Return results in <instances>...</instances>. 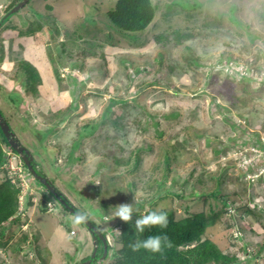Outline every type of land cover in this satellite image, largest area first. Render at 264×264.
<instances>
[{
    "label": "rangeland",
    "instance_id": "rangeland-1",
    "mask_svg": "<svg viewBox=\"0 0 264 264\" xmlns=\"http://www.w3.org/2000/svg\"><path fill=\"white\" fill-rule=\"evenodd\" d=\"M14 1L0 0V16ZM116 1L28 0L0 28V83L13 88L19 58L30 56L41 74L48 108L57 112L69 106L65 121L58 125L61 140L46 138L48 154L41 138L33 135L38 128L44 131L48 117L41 114L48 108L41 107V113L27 96V104H19L31 122L26 125L0 90V110L56 187L110 238L107 257L101 260L99 244L97 254L101 255L94 258V264L98 259L102 264L115 261L120 245L112 238L120 225L113 214L119 204L141 201L146 206L142 215L153 206L172 208L179 217L186 210L209 211L218 202L212 195L215 188L228 197V205L221 207L227 221L209 227L205 236L229 254L240 259L255 255L254 264H264V257L257 255L256 239V234L264 236V147L254 145L257 137L253 135L258 130L264 142V0H153L157 11L148 28L124 38L116 33L115 46H100L101 36L111 34L107 12ZM191 8L193 15H186ZM220 13L221 29L204 27L205 20ZM35 19L46 29L37 36H19L16 27L25 28ZM161 33L168 39H158ZM133 42L138 44L131 47ZM19 46L22 55L15 58L12 51ZM229 56L236 59L240 72L247 75L245 68H250L244 80L230 77L233 59L227 61ZM14 87L16 92L22 90L20 81ZM241 89L246 92L238 95ZM111 98L125 100L114 107L124 122L119 136H103L95 144V138L83 139L84 148L76 151L84 152L81 161L67 163L59 154L77 136V124L96 120ZM171 111L177 115L166 122L168 128L161 136L143 132L147 122ZM228 114L232 118L226 120ZM238 124H245L244 131ZM107 130L109 136L115 132ZM57 144L61 149L54 154ZM136 151L140 164L134 168L131 162ZM8 164L0 169V177L6 173L13 180L18 162L11 163L12 170ZM24 188L20 221L1 227L6 232L0 243H8L11 249H0V264H15L17 256L24 264L89 261L93 240L84 224L75 223L74 216L32 176ZM43 200L54 206L44 207ZM112 226L111 237L108 227ZM24 233L27 238L22 241Z\"/></svg>",
    "mask_w": 264,
    "mask_h": 264
},
{
    "label": "trees",
    "instance_id": "trees-1",
    "mask_svg": "<svg viewBox=\"0 0 264 264\" xmlns=\"http://www.w3.org/2000/svg\"><path fill=\"white\" fill-rule=\"evenodd\" d=\"M18 0L14 1L9 7H12ZM28 2V1H27ZM23 8V7H22ZM7 9V10H8ZM21 10V9H20ZM19 10V11H20ZM19 11L16 13L18 14ZM157 11V5L154 3L153 0H117L114 7L107 12L108 19L110 21L109 29L111 30L110 36L107 35V32L101 36V41H99L98 45H111L115 46L114 41V35L117 33L119 37H123L124 35H132L141 31H144L148 26L152 23V21L155 18ZM191 11H194L193 8L187 12L186 15H193L191 14ZM178 12V11H176ZM14 14V15H16ZM13 15V16H14ZM24 17V16H22ZM9 21V20H8ZM7 21V22H8ZM223 24L222 15L221 13L218 14L214 19H211L210 21L205 20L204 21V27H215L218 29H221V26ZM15 29V28H13ZM46 29L42 25L41 22L38 21V19H35L31 21L28 25H26L25 28L22 27H16V30L18 31V35H35L37 36L40 34V31ZM114 33H113V32ZM143 35V34H142ZM183 34H177L176 39L177 41H181V37ZM158 39L165 40L168 39L165 34L161 33L157 35ZM257 38L258 36H254ZM124 38V37H123ZM101 42V43H100ZM119 44V41L116 42ZM138 44V43H137ZM135 42H133L131 45L136 46ZM129 45V46H130ZM22 47V46H21ZM16 48L12 51V56L17 58L20 57L21 48ZM30 56L26 59L25 57L19 58V61L17 63L16 68L19 69L16 72V81L15 85L20 81L22 90L20 92H16L15 85L13 88H6V82L0 83V90H3L6 92V96L4 97V101L6 100L9 104L13 107V112L18 115L23 123L26 125H29L31 122L29 118L26 116L25 112L20 109L19 104L25 105L27 104V96L30 97L31 101L39 106V109L41 113H44V111L41 110V107H50L47 102L42 97V77L40 72L36 69L35 65L30 61ZM231 58L229 56L227 58ZM157 60V59H155ZM236 59H233V66L231 68V78L233 77H240L239 80H244L246 76H248V73L250 72V68H245L247 75L245 72H240L239 68L235 64ZM122 62L125 65L126 60H122ZM195 66H198V63L195 62ZM140 68H135L136 74L140 73ZM173 70L174 68H170ZM157 80H154L156 82ZM144 84V83H143ZM141 84V85H143ZM140 85V86H141ZM245 90L241 89L240 93L245 94ZM125 100L123 99H110L108 104H106L105 110L99 115L96 120H85L83 122H80L77 124L75 131L77 133V136L70 139V142H66L64 149L62 150V154H59L62 156L67 163L70 162H79L81 161V156L84 152L80 153L76 152L78 148L82 147L84 148V141L83 139L90 138L92 141L94 138L96 139L95 143L100 142L101 137H116L118 135V130L123 125L124 122H120L119 119L120 113H117L114 107H117V105H121ZM231 101L230 103H232ZM238 103V102H237ZM219 104V103H218ZM217 104L218 108H221L223 106H220ZM241 107L243 106L242 103L240 104ZM68 105L63 108V110H58L57 112H52L50 108L44 113L41 114L48 117V122L45 123V129L42 131L41 129H37L33 135L38 139L39 137L41 139L40 143L42 147L44 148L46 154L48 147H46L45 142L46 138L49 134H55L58 132V125L62 124L65 121L66 118V112L68 110ZM76 107V103L74 105ZM224 108V107H223ZM227 110H231V108H227ZM64 111V113L62 112ZM226 111V110H225ZM49 113V115H48ZM222 113V111H221ZM177 114L175 111H171L168 113H163L161 117L158 119L154 117V119L150 122H147L143 127V132L151 131L154 133V135L161 136L162 133L165 132V129L168 128L166 125V122L171 118V116L175 117ZM243 116V115H242ZM246 116V115H245ZM226 120L232 118L230 114L225 115ZM58 119V120H57ZM172 119V118H171ZM44 121V119H43ZM247 121V118H246ZM35 124H31L29 127L33 128ZM245 125V124H244ZM244 125L238 124L239 129L244 131ZM108 127L112 130V136H109L108 134ZM99 130V132H97ZM62 133V134H61ZM256 138V141L254 145H259L261 148L264 147V142L259 140V131L255 130L253 132ZM63 135V132H60L59 134L55 135L54 141L61 140V136ZM99 136V139L97 137ZM103 137V138H104ZM119 138H122L121 136ZM239 144V143H238ZM243 145V142H241ZM244 144H248L246 141ZM58 145V144H57ZM93 145V144H92ZM9 147L7 140L3 136L1 130H0V169L3 168L4 164L6 163V158L3 152V148ZM97 148V146H93ZM61 149V144L58 145V150H54V154ZM104 149L103 146L99 147V150ZM109 148H107L108 150ZM138 149V148H137ZM221 150H216V152H219ZM53 152V151H52ZM222 153V152H221ZM58 154V153H57ZM50 156V155H49ZM59 156V157H60ZM131 157V154L129 155V158ZM128 164L129 161L125 160V162ZM134 168L138 167L140 164V154L136 151L135 155L132 157V162ZM130 163V164H131ZM164 163L166 167L169 165V157L166 156ZM58 169L56 168V171ZM59 173V171L57 172ZM166 177V176H164ZM220 175L218 176V180ZM165 179H163L164 181ZM20 193L21 188L17 186L15 183L12 182V180L7 176L3 175L0 177V237L5 236L6 229L3 230L5 227H7V222H16L20 221V211L19 203H20ZM213 197L217 199V203H215L214 206L210 205L209 211H205L203 208L200 211H192V210H186V213L184 215H181L179 217L175 216V211L172 208H160L156 209L155 207L151 206L148 208V211L145 213L147 214L149 211L152 210H160L165 213H167L168 217V226L165 229H160L159 227H154L151 229H146L145 232L141 235H137L135 233V225L134 222L137 218L141 217V211L146 209L145 205L141 201H136L133 203V222L132 224H126L122 222L119 218H117V223L120 225L117 229V232L115 233V236L112 238L113 241L119 242L120 247L115 249L114 257L115 261L113 264H254L255 261V255L252 258H243L240 259L238 255L229 254L225 252L224 250H221L213 241H211L208 237L205 236V233L209 227L212 225H215L216 223H222L224 212L221 210V207L228 205V197L226 195H223L222 192L218 188L214 189ZM207 198L205 197L203 202L205 203ZM106 206V203L103 204ZM255 206V204H252ZM215 207V208H214ZM218 208V209H217ZM143 214V215H145ZM225 221V219H223ZM2 225L4 228H1ZM226 227L229 226L226 223L224 224ZM112 227H108V230L111 236V233L113 232ZM117 228V227H116ZM254 230V228H251ZM106 234V233H104ZM157 234H166L169 240L171 241V247L164 248V251L162 253H152L149 251H146L144 249H141L139 252H133L129 248V244L136 239L144 240L148 236L157 235ZM112 237V236H111ZM27 235L24 233L21 237V240H26ZM110 239V238H109ZM257 244L260 246V252L257 253V255H260L261 257H264V236H257ZM111 242V241H110ZM8 243H0V249H5L7 251L8 249H11V247L7 246ZM18 245V244H16ZM20 245V244H19ZM18 245V246H19ZM31 245V244H30ZM112 246V242L108 244L107 250H109V246ZM7 246V247H6ZM17 250V247H15ZM245 247L240 246V250L244 251ZM259 251V250H258ZM29 253V252H27Z\"/></svg>",
    "mask_w": 264,
    "mask_h": 264
},
{
    "label": "water",
    "instance_id": "water-1",
    "mask_svg": "<svg viewBox=\"0 0 264 264\" xmlns=\"http://www.w3.org/2000/svg\"><path fill=\"white\" fill-rule=\"evenodd\" d=\"M27 1L28 0H18L12 7L6 10V12L0 17V28L4 26L7 23V21L27 3ZM0 130L3 136L5 137V139L7 140L8 145L18 154V156L21 158L22 162L24 163L30 174L47 189V191L56 199V201L60 203L64 208H66L67 211L70 214H72V216L74 217L77 212H81L79 207L71 200V198L68 197L60 189H58L56 185L52 182L51 178L40 167L38 161L35 159L33 154L19 140L18 136L11 128V125L8 123L6 117L4 116L1 110H0ZM47 203L48 202L46 200L42 201L44 207H47ZM83 224L85 228H87L90 234L89 235L90 239L93 240V249H92V253L90 254L92 255L91 259L89 261H84L79 264H92L96 260V256L98 255L100 256L102 254L101 260L107 256V242L104 235L91 222L89 218ZM68 231H70V229H68ZM99 244H102L103 253L101 254H97ZM101 260L98 259L96 264H101Z\"/></svg>",
    "mask_w": 264,
    "mask_h": 264
},
{
    "label": "clouds",
    "instance_id": "clouds-1",
    "mask_svg": "<svg viewBox=\"0 0 264 264\" xmlns=\"http://www.w3.org/2000/svg\"><path fill=\"white\" fill-rule=\"evenodd\" d=\"M9 124L11 125V128H12L13 123L12 124L9 123ZM7 150L8 151L10 150L12 152V155L14 154L15 156H17L18 159L20 160L22 166L25 168V178H26V181H27L26 182L27 183L26 187H28V179L32 175L27 170L26 166L24 165V163L22 162V160L18 156V154H16V152L10 146L9 147H5L4 146V148H3V152H4V155H5V158H6V162H7V156L5 154V151H7ZM12 182L15 183L17 186H19L21 188V193H23V189L25 191V188H23L20 185L21 181H20L19 178L13 179ZM52 182H54V180ZM22 195H20V196H22ZM24 196H25V194L23 195V198H24ZM21 199H22V197L19 200L20 203H21ZM47 202H48L47 203V208H50V207L54 206V203H52L50 201H47ZM133 212H134V209H133V206H132L131 203H121V204H119V206L117 207V209H116V211L114 212L113 215L115 217L119 218L122 222H124L126 224H132V222H133ZM87 219H88L87 214L86 213H81V212H77L75 214V217H74L75 223H77V224L84 223V222L87 221ZM134 225H135L134 230H135V233L137 235H141V234H143L145 232L146 229H151V228H154V227H159L160 229H165L168 226L167 213H165L163 211H160V210L149 211L147 214L142 215L141 217L137 218L135 220V222H134ZM71 231H73V230L70 229L69 232H71ZM71 234H74V231ZM103 235H104V237L106 239L107 246H108V244H110L111 242H110L108 236H105V234H103ZM171 246H172L171 245V241L169 240V238L167 237L166 234H157V235L148 236L144 240L136 239L135 241H133V242H131L129 244V248L133 252H139L141 249H144V250L152 252V253H162L164 251V248H166V247L170 248ZM107 254H108V250H107ZM29 255H31V254H29ZM101 264H102V262H101Z\"/></svg>",
    "mask_w": 264,
    "mask_h": 264
},
{
    "label": "built area",
    "instance_id": "built-area-1",
    "mask_svg": "<svg viewBox=\"0 0 264 264\" xmlns=\"http://www.w3.org/2000/svg\"><path fill=\"white\" fill-rule=\"evenodd\" d=\"M5 154H6V156H7V161H8V168L10 169V170H12L13 169V167L11 166V163L13 162V161H16L17 160V162H18V165H17V170H14L13 171V175L15 174V177H14V179L15 178H19L20 179V185L24 188L25 187V185H27V181L26 180H24V178H25V168L22 166V164H21V162H20V160L18 159V157L17 156H15L14 154L12 155V152L9 150H7V151H5ZM25 192V191H24ZM23 192V193H24ZM25 194V193H24ZM23 194V195H24ZM22 198H23V196H21ZM71 233H73V231H71Z\"/></svg>",
    "mask_w": 264,
    "mask_h": 264
},
{
    "label": "crops",
    "instance_id": "crops-1",
    "mask_svg": "<svg viewBox=\"0 0 264 264\" xmlns=\"http://www.w3.org/2000/svg\"><path fill=\"white\" fill-rule=\"evenodd\" d=\"M59 133V132H58ZM57 133V134H58ZM48 136H55V134L53 135L52 133L51 134H49ZM55 138V137H54ZM41 150H42V148H41ZM38 163H39V165H40V167L43 169V166L40 164V162L38 161ZM44 170V169H43ZM51 178V177H50ZM53 180V179H52ZM32 201H34L33 203H35V198H33L32 199ZM69 232V231H68ZM35 248V247H34ZM36 249V248H35ZM8 251V250H7ZM80 259V257L77 259V261ZM82 259H80L79 261H81ZM15 264H24V263H22L21 262V258H19L18 256H17V259H16V261H15Z\"/></svg>",
    "mask_w": 264,
    "mask_h": 264
}]
</instances>
